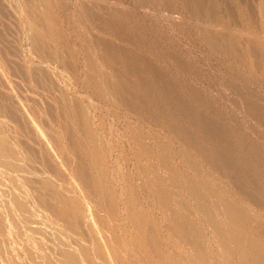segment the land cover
Returning a JSON list of instances; mask_svg holds the SVG:
<instances>
[{
  "label": "rangeland",
  "instance_id": "rangeland-1",
  "mask_svg": "<svg viewBox=\"0 0 264 264\" xmlns=\"http://www.w3.org/2000/svg\"><path fill=\"white\" fill-rule=\"evenodd\" d=\"M50 1L48 15L38 0H0V264H191L187 244L171 232L173 198H158L148 164L164 179L159 156L169 151L175 166L191 175L181 152L192 148L153 105L137 121L88 87L78 54L83 42L74 20L76 0ZM168 1L171 8L156 11L137 0H93V9H120L114 17L129 38L97 30L93 36L134 51L136 61H149L163 72L170 93L189 106H198L188 100L190 90L209 94L220 106L211 116L238 127L243 142L264 147V131L242 119L234 93H224L242 82L238 60L203 37L184 0ZM260 4L236 0L235 22L249 25ZM138 37L150 45L142 46ZM145 77L153 95L168 92ZM247 77L245 92L263 97L259 76L248 69ZM167 106L163 100L158 108ZM225 131L222 124L218 132ZM137 135L144 137L151 160L134 142ZM248 158L242 162L249 165ZM164 186L172 190L168 180ZM131 199L135 209H128ZM135 215L145 218L142 238ZM184 215L200 224L204 248L215 254L212 228ZM216 262L223 264L218 256Z\"/></svg>",
  "mask_w": 264,
  "mask_h": 264
},
{
  "label": "bare ground",
  "instance_id": "bare-ground-1",
  "mask_svg": "<svg viewBox=\"0 0 264 264\" xmlns=\"http://www.w3.org/2000/svg\"><path fill=\"white\" fill-rule=\"evenodd\" d=\"M38 1L51 15V1ZM92 2L76 0L74 18L83 42L78 54L83 56L88 71V87L104 101L125 108L137 121L146 119L141 111L153 105L154 110L166 118L169 129L178 133L192 148L191 152H181L183 165L191 175L175 166L174 155L169 151L159 156L164 165V179L159 178L153 164H148V174L154 181L152 189L157 191L158 198L163 201L173 198L175 207L171 214L175 220L171 232L187 244L189 252L186 259L191 264H218V256L223 264H264V219L261 217L264 213V147L258 141L243 142L238 127L234 128L231 124L223 123L222 118L211 116L213 109L220 106L209 94L190 90L188 100L198 103L197 107H191L187 101L170 93L168 86H165L163 72L149 61H136L134 51L125 50L99 34L94 38L95 30L120 37L129 36L114 17L115 12H121L119 8L110 11L98 5L93 9L90 7ZM137 2L145 7L150 5L156 11L172 7L168 0ZM183 2L198 23L203 37L214 42L215 47L226 56L238 60V76L242 82L227 88L224 93L227 96L234 93L232 103L240 110L242 119L252 121V127L257 132H263L264 96L251 98L243 85L247 86V71L250 69L259 76L260 88H264V0H259L260 10L256 15L251 13L249 25L245 21L235 22L237 14L233 5L236 0ZM137 41L142 46L150 45L145 37H138ZM249 56L251 63L248 62ZM117 64L122 65V69ZM146 75L168 92L161 97L153 95ZM163 100L167 102V108H158ZM181 117L185 119L184 123H180ZM242 119V124H245ZM232 121L235 123L237 119L233 118ZM222 124L227 125V131L219 133ZM195 130L198 132H193ZM134 142L146 159L151 160L144 137L137 135ZM245 155L249 157V165L242 162ZM164 180L171 183V191L165 188ZM232 182L235 183L233 186ZM135 203L131 199L128 209H135ZM184 212L196 216L212 228L215 234L210 241L216 248L215 254L205 250L207 239L201 235L200 224L193 222ZM134 219L142 232L145 218L135 215ZM140 237H143V232Z\"/></svg>",
  "mask_w": 264,
  "mask_h": 264
}]
</instances>
